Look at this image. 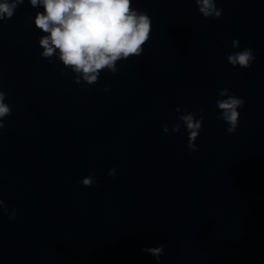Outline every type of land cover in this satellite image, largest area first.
I'll return each instance as SVG.
<instances>
[{
  "label": "water",
  "instance_id": "95a60500",
  "mask_svg": "<svg viewBox=\"0 0 264 264\" xmlns=\"http://www.w3.org/2000/svg\"><path fill=\"white\" fill-rule=\"evenodd\" d=\"M134 6L153 22L144 53L91 86L40 55L28 0L0 21L13 109L0 129V264H159L145 246L164 247V264H264V0H219L222 20L195 0ZM234 38L255 50L250 68L228 61ZM225 87L246 99L235 134L217 118ZM177 106L207 110L194 155L172 129ZM93 173L97 184L77 183Z\"/></svg>",
  "mask_w": 264,
  "mask_h": 264
},
{
  "label": "clouds",
  "instance_id": "9594fccd",
  "mask_svg": "<svg viewBox=\"0 0 264 264\" xmlns=\"http://www.w3.org/2000/svg\"><path fill=\"white\" fill-rule=\"evenodd\" d=\"M202 14L208 19L222 20L224 10L219 0H195ZM25 0H0V21L12 18L18 7ZM37 11L30 17L42 34L39 45L40 55L46 59H58L64 70L76 73L77 82L91 86L98 82L102 71H118L117 62L140 56L144 46L150 39L152 18L145 9L134 6L135 0H28ZM235 51L228 54V61L236 67L250 68L256 61L255 50L241 47L239 38L232 40ZM111 84L105 85L110 89ZM7 93L0 90V129L6 127L5 119L13 109L7 102ZM246 104L243 96L231 92L229 88H221L216 105L220 110L217 118L227 124V131L235 134L240 127V109ZM178 122L172 129L179 135L190 136L192 154L201 151L200 140L206 130L207 110L190 112L187 107L177 106ZM187 130V132H186ZM163 131L169 133V126ZM109 176L117 175V168L109 169ZM85 186L98 183L96 175L89 174L78 180ZM0 207L9 214V207L0 198ZM17 210H10V218H15ZM143 251L156 257L159 264H164L167 250L145 246Z\"/></svg>",
  "mask_w": 264,
  "mask_h": 264
}]
</instances>
